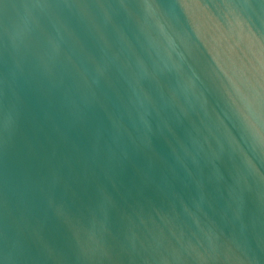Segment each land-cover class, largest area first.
<instances>
[{
  "label": "water",
  "instance_id": "95a60500",
  "mask_svg": "<svg viewBox=\"0 0 264 264\" xmlns=\"http://www.w3.org/2000/svg\"><path fill=\"white\" fill-rule=\"evenodd\" d=\"M0 264H264V0H0Z\"/></svg>",
  "mask_w": 264,
  "mask_h": 264
}]
</instances>
